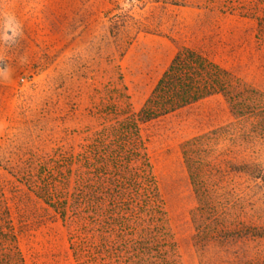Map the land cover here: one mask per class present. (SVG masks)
<instances>
[{"label": "rangeland", "instance_id": "374dc122", "mask_svg": "<svg viewBox=\"0 0 264 264\" xmlns=\"http://www.w3.org/2000/svg\"><path fill=\"white\" fill-rule=\"evenodd\" d=\"M0 264H264V0H0Z\"/></svg>", "mask_w": 264, "mask_h": 264}, {"label": "trees", "instance_id": "16d2710c", "mask_svg": "<svg viewBox=\"0 0 264 264\" xmlns=\"http://www.w3.org/2000/svg\"><path fill=\"white\" fill-rule=\"evenodd\" d=\"M179 65H180V57H178L174 61V63L169 68V70L165 73L164 77L160 80L156 88L155 94L152 97H150V99L148 100V104L144 107L142 113L154 112L155 104L162 109L161 110L162 112L166 113L169 112L170 110L191 103L192 101L200 97L199 94H197L196 92H189L186 90H184L182 93L175 91L174 94L171 95L169 93L166 94V91L163 90L166 83L171 85V87L172 86L174 87L175 84H181V86L184 87V88L182 87L183 89L191 88V85L189 83L193 82L194 78H189V81L186 82V80H183L182 78L175 76V69ZM148 115H154V114H148ZM147 117H151V116H147ZM197 193L201 199H203L205 202H209V198L207 197V193L205 191H203L201 188H198ZM222 230L223 228L221 229V231Z\"/></svg>", "mask_w": 264, "mask_h": 264}]
</instances>
